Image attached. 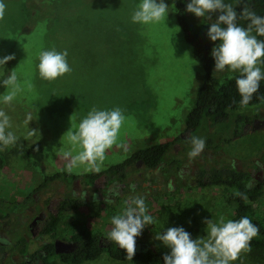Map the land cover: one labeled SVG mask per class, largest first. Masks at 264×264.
I'll list each match as a JSON object with an SVG mask.
<instances>
[{
  "label": "rangeland",
  "instance_id": "374dc122",
  "mask_svg": "<svg viewBox=\"0 0 264 264\" xmlns=\"http://www.w3.org/2000/svg\"><path fill=\"white\" fill-rule=\"evenodd\" d=\"M7 5L0 20V59L14 55L7 64L17 71L22 91L11 104L0 102L11 118L18 137L15 146L0 151L4 163L0 168V211L20 214L21 205L11 209L35 193L46 176L65 172L62 151L71 146L64 134L75 128L93 106L99 109L120 107L126 121L120 130L118 145L106 153L101 171L122 162L133 152L152 144L172 141L185 134V116L192 108L196 92L203 82L204 72L193 59L192 47L185 39L176 20V8L168 5L165 21L155 24H135L131 15L140 0H3ZM234 5L237 0H225ZM190 25L208 30L209 21L186 12ZM215 21V18H211ZM219 41H216L218 44ZM67 50L72 69L69 74L47 81L39 76L38 54L42 50ZM5 66L0 67V76ZM264 70V64L261 65ZM234 72H216L218 84ZM30 85V86H29ZM6 92V88L2 96ZM233 113L248 118L264 119V99L254 105L240 107ZM31 114L32 121L27 123ZM203 127L193 135L205 138L208 149L194 161L196 167H224L252 172L255 165H264V126L232 138V121ZM29 130L37 135L29 136ZM192 135V136H193ZM210 139V140H208ZM225 140H228L225 142ZM209 141V142H208ZM208 142V143H207ZM39 143L44 159L37 165L26 150ZM178 149L170 151L166 163L178 160L183 165L181 177L163 178L160 187L143 191L141 168L129 169L124 182L138 188L133 195L113 196L109 202L93 198L97 188L82 187L86 201L73 213H62L55 228V239L68 240L76 231L96 232L107 242L110 220L126 207L133 196H142L154 223L142 229L136 238V248L169 253L170 249L155 239L169 227H183L192 239L206 236L202 221L220 217L231 218L232 209L227 198L233 189L224 185L198 186L190 178L188 152L190 146L174 142ZM257 170V169H256ZM100 171V172H101ZM83 167L73 175H82ZM158 175H162L161 171ZM146 186V185H145ZM150 188V186H147ZM46 192L54 198L71 193V185L62 181L48 182ZM45 192V193H46ZM44 193V194H45ZM105 189L102 195L105 196ZM26 198V199H27ZM255 213L264 221V192L253 204ZM48 240V238H46ZM51 262L61 263L56 257ZM82 264H142L136 260L116 261L106 253ZM234 264H264L242 253Z\"/></svg>",
  "mask_w": 264,
  "mask_h": 264
},
{
  "label": "clouds",
  "instance_id": "9594fccd",
  "mask_svg": "<svg viewBox=\"0 0 264 264\" xmlns=\"http://www.w3.org/2000/svg\"><path fill=\"white\" fill-rule=\"evenodd\" d=\"M241 2L237 0L238 4ZM6 8L7 5L0 0V20L5 17ZM168 8L165 0H140L132 12L131 22L143 25L164 22ZM186 12L209 21L207 37L212 42L219 41L210 53L214 59V72L228 70L239 73L235 80L239 102L241 107L247 106L264 80L261 68L264 64V16L257 15L246 3L238 14L233 5L225 0H190ZM213 14H216L215 21L211 19ZM241 19L248 21L246 27L238 24ZM67 56V50H42L38 54L39 76L51 82L69 74L72 69ZM13 59L14 55L4 56L0 59V67ZM15 69L2 81L6 92L0 96V102L6 105L11 104L23 90ZM26 120L27 123L32 121L31 114ZM125 121L124 110L120 107L108 110L93 106L75 128L64 134L71 146L62 151L65 170L72 173L83 167L85 172L99 173L108 150L118 145ZM11 128L10 116L0 109V151L18 142V137L9 130ZM28 135L35 136L37 132L29 130ZM188 143L190 159L199 156L206 147L205 138L200 136H190ZM87 194L86 191H73V195H78L81 200ZM234 195L247 200L243 192L236 191ZM125 204L123 211L111 218L107 239L123 249L127 259L131 260L135 255L136 238L141 235L142 229L155 221L148 214L144 197H130ZM202 222L206 224V236L203 238L192 239L183 227H169L156 234L155 239L170 249L163 256L164 264H234L242 253L251 251V241L259 234L258 227L246 215L238 220L220 217L218 221L211 218Z\"/></svg>",
  "mask_w": 264,
  "mask_h": 264
},
{
  "label": "trees",
  "instance_id": "16d2710c",
  "mask_svg": "<svg viewBox=\"0 0 264 264\" xmlns=\"http://www.w3.org/2000/svg\"><path fill=\"white\" fill-rule=\"evenodd\" d=\"M190 0H165L168 5H173L176 8V20L178 26L183 32L185 41L192 47L193 59L201 66L204 76L201 86L198 88L192 108L185 116V131L193 135L199 131L203 125L202 121L206 120L210 126L220 125L232 121L233 129L232 137L238 136L241 133V125L245 120H250L247 116L233 113L240 108V96L238 94L235 80L239 76L238 72L225 79L221 84H218L216 72H214V59L211 57V49L216 45L207 37L208 30H198L190 25L186 19V5ZM247 4L257 15L264 16V0H242L241 3L234 5L235 11L239 14L242 11L244 4ZM211 18L216 19V14ZM248 21L238 20L240 26L246 27ZM8 64L5 66L4 75L0 76V94L4 92L3 79L7 78ZM264 99V80L260 82V87L257 93L253 95L251 102L247 106H251L261 102ZM210 140V139H208ZM228 140H225V142ZM174 142H182L180 137L172 141L152 144L148 147L140 148L133 152L128 158L122 162L108 167L99 173H88L82 175H73L70 173L59 172L52 176H46L42 186L52 181H62L70 183L73 179H80L85 184L92 185L100 177H104L108 183L124 182L129 169L135 168V163L139 160L145 167L155 169L160 166L161 170L173 169L181 165L180 161L166 163L169 153L172 150ZM208 143V142H207ZM208 144H206L207 146ZM27 156L32 158L39 165L44 159V151L39 143L31 145L26 150ZM3 159L0 156V168L3 166ZM196 183L198 186L206 185H224L233 189V193L227 198V203L232 209L231 220H238L243 216H248L252 222L258 227L259 234L251 241V251L248 255L251 259L258 260L260 263L264 261V221L255 213L253 204L256 203L264 192V176L263 181H258L250 176L247 171L237 170L235 168L224 167H200L196 173ZM130 184H125L123 191H127L124 197L133 195L135 191L130 187ZM236 191L243 192L247 195V200L234 195ZM20 203L12 204L11 209L20 206ZM80 205V199L74 196H68L60 202L59 212L51 221L48 222L44 232L51 233L55 230L60 214L77 210ZM7 212L0 214V221L5 218ZM101 235L99 233L81 231L74 234L71 240L79 239V246L76 250L70 253L55 254L52 245L44 247L46 257L45 264H55L48 259L55 256L61 263L64 264H82L85 261H91L99 258L103 253H106L111 259L116 261H130L127 259V254L123 249L117 247L114 243H109L107 248L99 247L98 240ZM165 253L157 252L147 248H136L135 255L131 260H136L142 264H164L163 256Z\"/></svg>",
  "mask_w": 264,
  "mask_h": 264
},
{
  "label": "flooded vegetation",
  "instance_id": "af4514ba",
  "mask_svg": "<svg viewBox=\"0 0 264 264\" xmlns=\"http://www.w3.org/2000/svg\"><path fill=\"white\" fill-rule=\"evenodd\" d=\"M264 120L259 119L257 117L250 118V120H245L241 125V133L245 134L248 131L258 130L264 125H260L259 123H255L254 120ZM240 134V135H242ZM238 136H233L232 138H238ZM192 136L190 132L186 131L185 134L180 135L182 142L185 146H190L188 143V138ZM209 142V141H208ZM177 145L172 146V150L177 152ZM205 151L209 150L206 146ZM197 158V157H196ZM175 161V160H173ZM172 161V162H173ZM177 161V160H176ZM199 163L197 161L189 160V164L194 166L190 171V178H195L196 173L199 168L195 165ZM135 168H142L143 171L139 174V177L142 178V185L140 186L142 190L148 191L155 187H160L163 183V178L165 176H169L172 174L175 176L181 177L183 165L181 164L179 167H174L173 169L161 170L160 166L151 169L144 166L141 160L135 163ZM257 169V170H256ZM161 171L162 175H158V172ZM250 176L258 181H263L264 176V165H255V169L252 170L253 173L247 171ZM52 176V175H51ZM196 179V178H195ZM45 181V178H44ZM43 181V183H44ZM53 182V181H52ZM67 185H71L72 191L67 196H62L59 198H54L53 193L46 192L47 188L42 186L41 184L37 187L38 197L35 198V193H31V200L28 201V198L24 201H21V209L20 214H13L12 211H0V214H4L7 212L5 218L0 221V264H45L44 258L47 256L44 247H48V245H52L53 250L55 252L54 243L56 240L54 237V231L51 233H45L44 230L47 228L48 222L51 221L52 217H54L59 212L60 202L68 197L74 196L73 191L79 192L82 187H93L97 188L95 198L99 201L109 202L113 196H122L124 193V188H119L118 183H108V181L104 177H100L96 180L92 185L85 184L80 179H73L70 183L64 182ZM146 185V186H145ZM147 186H150L147 187ZM124 187V186H123ZM133 190L137 189L138 186L136 184L131 185ZM105 189V196L102 195V191ZM46 192V193H45ZM45 193V194H44ZM75 198L80 197L78 195L74 196ZM87 195L81 200L80 205L86 201ZM79 207L77 209H79ZM73 211H69V213H73ZM66 213V212H63ZM62 214H60L61 216ZM60 220V219H59ZM81 231H76L74 234L80 233ZM96 233V232H93ZM72 234V235H74ZM68 240H60L66 243L74 244V248L72 251L76 250L79 246V239L71 240V237ZM101 235V234H100ZM48 238V240H46ZM111 243L109 240L103 243V237L101 235L98 240L99 247L107 248ZM118 247V246H117ZM68 252V253H70ZM56 254V253H55ZM63 254V253H61ZM55 256H51L48 259V262Z\"/></svg>",
  "mask_w": 264,
  "mask_h": 264
},
{
  "label": "water",
  "instance_id": "95a60500",
  "mask_svg": "<svg viewBox=\"0 0 264 264\" xmlns=\"http://www.w3.org/2000/svg\"><path fill=\"white\" fill-rule=\"evenodd\" d=\"M255 123H259L260 125H264V120H254ZM55 246V253L56 254H61V253H68L73 250L74 244L71 243H66L60 240H56L54 243Z\"/></svg>",
  "mask_w": 264,
  "mask_h": 264
}]
</instances>
